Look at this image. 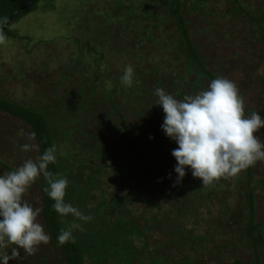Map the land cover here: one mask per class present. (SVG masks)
<instances>
[{"label":"rangeland","instance_id":"374dc122","mask_svg":"<svg viewBox=\"0 0 264 264\" xmlns=\"http://www.w3.org/2000/svg\"><path fill=\"white\" fill-rule=\"evenodd\" d=\"M242 2L254 11H264V0ZM206 4L199 10L200 0H181V14L196 51L217 77L236 84L245 108L264 119V85L249 81L262 69L261 47L254 44L251 25L227 13L232 8L230 0H206ZM169 5L168 0H39L11 25L13 36L0 44V98L40 111L49 119L59 166L67 170L69 184H75L70 175L84 168L83 187H88L90 168L82 163L97 169L101 189L86 190L83 206L65 199L92 216L88 222L76 221L84 230L73 232L84 245L83 264H228L233 259L252 264L251 249L246 245H231L224 258L213 252L216 245L234 244L238 226L247 218L245 170L224 182L200 187L201 182L186 168L182 182L176 184L174 168L165 175L166 167L160 168L153 159L156 149L149 151L146 143H138L159 129L165 113L156 105L157 96L147 95L143 105L137 104V94L124 92L127 88L121 76L125 67H133V81L138 79L145 91L153 90L157 79H163L164 86L165 79L177 83L178 76L190 84L195 79L186 73L185 58L175 47L178 35ZM89 44L96 50H89ZM184 90L190 92L188 87ZM166 93L177 99L174 87ZM159 107L163 115L156 117L153 113ZM251 113H244L245 117ZM137 126L139 131L134 132ZM21 129L31 132L24 122L0 112V175L10 172L5 166L15 170L38 155L22 151L27 141L18 135ZM257 135L264 140V129ZM165 139L164 154L173 157L169 151L178 145L167 136ZM134 143L138 145L132 147ZM173 161L176 167L174 157ZM133 165L137 174L131 172ZM252 178L255 222L263 227L264 235V161L252 166ZM41 179L23 197L34 208H41ZM116 200L120 201L116 209L96 210L98 201L110 205ZM123 215L126 220L121 222ZM228 218L234 223L228 224ZM61 220L68 227L73 217L61 216ZM38 222L44 227L41 214ZM132 224L135 232L130 230ZM114 227L123 231L115 245L100 248L94 244L95 237ZM196 237H208L205 248L210 253L194 248ZM11 247L0 252L11 255ZM259 253L260 264H264V247ZM9 264L66 262L50 240L34 255L20 250V259Z\"/></svg>","mask_w":264,"mask_h":264},{"label":"clouds","instance_id":"9594fccd","mask_svg":"<svg viewBox=\"0 0 264 264\" xmlns=\"http://www.w3.org/2000/svg\"><path fill=\"white\" fill-rule=\"evenodd\" d=\"M6 35L0 30V44L5 43ZM134 70L127 65L121 76V83L131 87ZM156 105L165 113L162 130L174 140L178 147L172 156L177 161L176 184L182 182L186 168L192 176L202 181L204 186L212 185L221 178L235 177L242 170L264 161V140L257 135L264 129V119L253 111L245 117L244 98L239 95L236 84L224 77L212 80L207 90L196 95H185L176 99L162 88L155 89ZM25 137L24 152L39 153L34 132L18 133ZM56 146L47 148L35 159L29 158L11 172L0 175V252L2 264L20 259V250L26 255H34L41 244H48L50 235L38 222L42 209L34 208L23 199L32 184L41 176L46 181L43 191L54 201V211L60 216L73 217L67 228H61L58 243L63 246L73 241L74 230L83 231L81 223L92 216L84 215L78 207L65 202L69 181L49 171V165L56 162ZM74 242V241H73Z\"/></svg>","mask_w":264,"mask_h":264},{"label":"trees","instance_id":"16d2710c","mask_svg":"<svg viewBox=\"0 0 264 264\" xmlns=\"http://www.w3.org/2000/svg\"><path fill=\"white\" fill-rule=\"evenodd\" d=\"M29 1L30 0H0V30H2L5 22L9 19V17L13 13H15L18 9L23 7ZM38 1L39 0H35L30 6L23 9L16 16H14V18L10 21V23L8 24V26L3 32L7 38L13 36V31H9V28L11 27V25L17 22L19 18L22 17L25 13L30 11L36 5ZM168 4H170L169 6L173 7V11L171 12V14H172L174 26H175V29L178 35V39H174L175 47L177 51L181 53V55L185 58L186 73L187 74L191 73L192 75H195V79L191 80V84L189 81L186 80V78H184V76H178L177 83H173V79H171V81H168L167 79H165V86H164L163 79L161 80L157 79L155 80L154 85H152L153 90H149V91H145L143 88V84H141L138 79H135L133 81V85L131 87L126 86L127 89H124V92L131 93L133 94V96H135L134 94H137V97H136L137 104L144 105L146 103L145 99L147 98V95L149 94L154 96L155 98L156 95L154 93H155V89L157 88H163L165 92H167L174 87L175 94H177L176 95L177 99H182L185 95H196L200 91V90H197L199 86L204 88L206 83L209 85L212 80L217 78L216 73L208 69V67L206 66V61L203 60L201 56L198 54V52L195 49V45L193 44V42L191 41L188 35L187 25L181 14V0H168ZM206 5H207L206 0H200V6H198V9L199 10L204 9ZM230 5L232 8L229 9L227 13L230 15H233L234 17L244 18L245 20H247L248 24L251 25V28H250L252 30L251 37L256 38L254 40L255 42L254 44L257 43L261 47L262 58L259 59V63L261 64L260 68H262L261 73L259 74V76L258 75L255 76L254 74H252L251 75L252 77L251 79H249V81L255 82L256 84L264 85V11H254L252 10V8L248 7V5L242 2V0H230ZM249 10L254 11V12H250ZM88 46H89V50L94 49L92 46H90V44ZM80 58L83 59V57H80ZM94 61L97 62L96 60ZM259 63L258 65H260ZM186 87L190 88L189 93L185 92L184 89ZM0 112L5 113L11 117H14L20 120L21 122H24L30 128L31 132H34L36 134L35 140L37 144L39 145L38 155H42L47 148H50L53 145L56 146L55 141H54V130L52 128V124L42 112L27 108L25 106L19 105L17 103H14L4 98H0ZM148 112L144 111L145 114H147ZM251 112H252L251 109L245 108V113H251ZM153 115H155L156 117H158L159 115H163L162 108L159 107L156 110H154ZM163 123L164 122H162L160 125L162 126ZM121 125L124 130L128 129L129 127L126 125L123 126V124ZM161 126L159 127V129H156V130H153L147 133L144 136V138L139 139L138 143L140 144L146 143L148 147L147 149H149V151L152 150V148L156 149V154L153 159L158 163L160 168L161 166L166 167L165 175H168V173L171 170L173 171V168L175 169L174 167L175 163L173 161V157H168V155L164 154L165 152H164L163 146L166 144L165 142L166 134L163 132ZM139 129H140L139 126L134 127V130H135L134 132H138ZM122 139L126 142V145L129 143L126 135L123 134ZM138 143L137 144L134 143L132 147L137 146ZM173 149H176V147L174 146L172 148V151ZM149 151L147 150V153L145 156H148ZM172 151L170 150L169 153ZM93 154H97V152L93 151ZM56 157H57L56 162L54 164H50L48 170L53 172L54 174H57L59 176H62L63 178H66L65 175L68 172L65 169H60L57 151H56ZM81 166L82 167L86 166L90 168V172L88 173V179L90 180L88 187H83V183L85 181L82 180L83 177L81 176H84L83 175L85 171L84 168H81L78 174L70 173L71 174L70 176L72 177V180L75 181V184L74 183L68 184V187L66 188L65 199L68 198V200L74 201V203L78 202L80 203L81 206H83V203L87 202L86 201V198H87L86 190H88L89 188L91 189L92 188L101 189V188L100 186H98V184L100 183V180L96 177L97 169L95 167L90 166L87 162L82 163ZM5 167L8 170H10V172L13 171L9 169V167L7 166ZM169 169L170 171H168ZM136 170H137V166L133 165V168H131V172L133 174H137ZM245 172H246L245 196H246L247 210H248L247 218L244 219V221L242 222L243 224L239 225L238 223L239 225L238 227H240V231L236 235V238H237L236 242L234 244H226L223 246L216 245V247H214L213 252H217L221 254V257L224 258V256L226 255V253L224 252L225 249H229L231 245L234 247H242L243 245H246L244 247H248L251 249L252 264H260L261 257H260L259 249L260 247H264V235H263V227L258 225L255 222V214H254L255 202H254V197H253L254 181L252 178V166L245 169ZM161 174H163V172H161ZM190 176L193 177L192 173H190ZM93 177H95V179ZM140 178L141 176L138 177V179ZM194 180H196L197 183L201 182L200 187H207L202 184V181L200 179L194 178ZM147 181L149 182V180ZM218 182H224V178L223 179L221 178L220 180H218ZM46 186H47L46 181L42 176L40 192H41V209H42L41 216H42L43 223H44V229L50 235L52 243L55 246V248L61 251L62 257L65 260L66 264H83L84 256H85V249H84V245L82 244V242L76 240V238L73 236L74 242L69 241L65 243L63 246L59 245L58 243L57 237L60 234V229L67 228L65 226L66 221H62L61 216L54 211L52 207V205L54 204V201L51 200L47 196V194L43 191V189ZM77 188L78 189L80 188V190H78L79 191L78 193H75V190ZM214 189L215 188L212 186L211 188H209V191L212 192V190ZM100 199H102V197L98 198V200ZM119 203L120 201L116 200V201H113L110 205L109 204L106 205L104 203H101V201H98L96 210L99 212L101 209L107 210L108 206L112 209H116ZM224 212H227V211L225 210ZM125 216L126 215H123V217H120L121 222L123 220H126ZM227 221H228V224L234 223L233 221H231L230 218H228ZM119 223L120 222H118V224ZM118 227L110 228L104 233L99 234V236L93 239L94 244L96 243L98 246H100V248H102L103 245L105 247H108L109 245H111L112 247L113 245H115L117 243V239L123 235V231L120 230ZM135 229H136V226L132 224L130 227V230L135 232ZM207 240H209L208 237H196L194 239V242H195L194 248L200 250V252L207 251L208 253H210L211 249L205 248V243ZM98 262L101 263V259H98ZM228 264H242V263L238 259H233L229 261Z\"/></svg>","mask_w":264,"mask_h":264},{"label":"water","instance_id":"95a60500","mask_svg":"<svg viewBox=\"0 0 264 264\" xmlns=\"http://www.w3.org/2000/svg\"><path fill=\"white\" fill-rule=\"evenodd\" d=\"M35 0H30L29 2H27L23 7H21L20 9H18L15 13H13L9 19L5 22L2 31L4 32V30L6 29V27L8 26V24L10 23V21L14 18V16H16L19 12H21L23 9L27 8L28 6H30Z\"/></svg>","mask_w":264,"mask_h":264}]
</instances>
